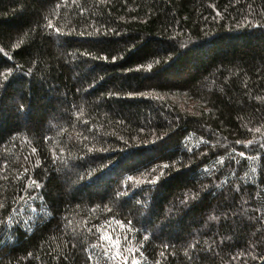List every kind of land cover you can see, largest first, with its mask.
<instances>
[{"label": "trees", "instance_id": "16d2710c", "mask_svg": "<svg viewBox=\"0 0 264 264\" xmlns=\"http://www.w3.org/2000/svg\"><path fill=\"white\" fill-rule=\"evenodd\" d=\"M133 260L264 264V0H0V264Z\"/></svg>", "mask_w": 264, "mask_h": 264}, {"label": "snow or ice", "instance_id": "6c2138e0", "mask_svg": "<svg viewBox=\"0 0 264 264\" xmlns=\"http://www.w3.org/2000/svg\"><path fill=\"white\" fill-rule=\"evenodd\" d=\"M249 143H251V142H249ZM244 155V153H241V156H243ZM114 258H117V259H119V260H124L125 258H123V257H114ZM132 264H136V261L135 260H133L132 261Z\"/></svg>", "mask_w": 264, "mask_h": 264}]
</instances>
